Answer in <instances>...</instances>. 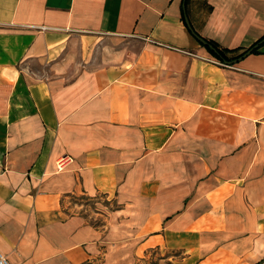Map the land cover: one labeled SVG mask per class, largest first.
Wrapping results in <instances>:
<instances>
[{
	"label": "crops",
	"instance_id": "obj_1",
	"mask_svg": "<svg viewBox=\"0 0 264 264\" xmlns=\"http://www.w3.org/2000/svg\"><path fill=\"white\" fill-rule=\"evenodd\" d=\"M182 3L0 0L9 264H264V0Z\"/></svg>",
	"mask_w": 264,
	"mask_h": 264
},
{
	"label": "built area",
	"instance_id": "obj_2",
	"mask_svg": "<svg viewBox=\"0 0 264 264\" xmlns=\"http://www.w3.org/2000/svg\"><path fill=\"white\" fill-rule=\"evenodd\" d=\"M72 158L71 156L64 154L57 158L56 160V166L58 169H63L69 162H71ZM0 264H9L7 255L0 251Z\"/></svg>",
	"mask_w": 264,
	"mask_h": 264
},
{
	"label": "trees",
	"instance_id": "obj_3",
	"mask_svg": "<svg viewBox=\"0 0 264 264\" xmlns=\"http://www.w3.org/2000/svg\"><path fill=\"white\" fill-rule=\"evenodd\" d=\"M264 38V35L261 37V38H259L255 43H257V42H259V41H261L262 39ZM208 43H209V45L212 47V48H214L215 49V55L216 56H218L219 58H221V59H223V60H227L228 58H226V56L223 54V52L216 46V44H214L212 41H210V40H206ZM254 43V44H255ZM254 44H252L251 46H249L247 49H245L242 53H246V52H253V51H255L256 49H255V47H252ZM209 48V50L211 51V49L212 48H210V47H208ZM242 53H240L241 55H242ZM239 54V55H240Z\"/></svg>",
	"mask_w": 264,
	"mask_h": 264
},
{
	"label": "rangeland",
	"instance_id": "obj_4",
	"mask_svg": "<svg viewBox=\"0 0 264 264\" xmlns=\"http://www.w3.org/2000/svg\"><path fill=\"white\" fill-rule=\"evenodd\" d=\"M161 256L162 255H159V251L153 250L150 252V254L148 256V260L145 264H159V259L161 258Z\"/></svg>",
	"mask_w": 264,
	"mask_h": 264
},
{
	"label": "water",
	"instance_id": "obj_5",
	"mask_svg": "<svg viewBox=\"0 0 264 264\" xmlns=\"http://www.w3.org/2000/svg\"><path fill=\"white\" fill-rule=\"evenodd\" d=\"M185 0H183V3H182V8H183V11H184V19H185V22L186 24L188 25V27L191 29L190 25H189V21H188V18H187V15L185 14ZM193 32V31H192ZM193 34L195 35V37L204 45H207L209 46L210 48H212L209 43L204 39L202 38L201 36L197 35L196 33L193 32ZM212 50H215L214 48H212Z\"/></svg>",
	"mask_w": 264,
	"mask_h": 264
}]
</instances>
